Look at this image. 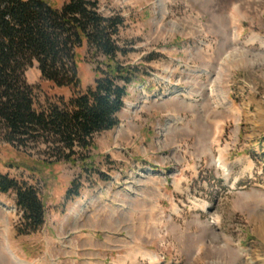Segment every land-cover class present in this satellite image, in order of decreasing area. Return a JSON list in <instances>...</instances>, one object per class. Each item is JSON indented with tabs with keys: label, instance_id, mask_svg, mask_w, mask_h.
Returning a JSON list of instances; mask_svg holds the SVG:
<instances>
[{
	"label": "rangeland",
	"instance_id": "1",
	"mask_svg": "<svg viewBox=\"0 0 264 264\" xmlns=\"http://www.w3.org/2000/svg\"><path fill=\"white\" fill-rule=\"evenodd\" d=\"M94 1L122 17L116 61L138 77L119 124L43 174L9 162L59 151L42 141L31 156L14 151L0 126V173L36 188L45 212L38 231L18 233L14 192L0 194V264H93L89 254L106 259L95 264H264V0ZM79 52L85 92L107 58ZM22 75L37 110L74 93L36 61Z\"/></svg>",
	"mask_w": 264,
	"mask_h": 264
},
{
	"label": "trees",
	"instance_id": "2",
	"mask_svg": "<svg viewBox=\"0 0 264 264\" xmlns=\"http://www.w3.org/2000/svg\"><path fill=\"white\" fill-rule=\"evenodd\" d=\"M123 19L106 17L94 0H68L54 6L48 0H0V126L6 145L31 156L29 144L42 141L59 151L56 159H36L32 166L9 162L30 172L62 161L76 162L94 147L95 133L119 124L127 85L138 77L137 68L116 61L122 52L115 42ZM92 46L106 57L95 69L94 83L85 92L81 84L79 49ZM39 64L43 79L74 91L61 107L37 110L33 90L25 85L23 71ZM122 83V84H121ZM85 168V165H83ZM67 190L78 195V188ZM14 192L22 212L18 233L38 231L45 222L44 204L36 188L0 173V194Z\"/></svg>",
	"mask_w": 264,
	"mask_h": 264
},
{
	"label": "bare ground",
	"instance_id": "3",
	"mask_svg": "<svg viewBox=\"0 0 264 264\" xmlns=\"http://www.w3.org/2000/svg\"><path fill=\"white\" fill-rule=\"evenodd\" d=\"M262 2V1H261ZM232 15L234 16V17H237V16H240L241 14L239 13V11H235V12H233L232 13ZM245 55V54H244ZM220 91V89H219V87H216V88H214V90L213 91ZM227 102H226V100H223L222 101V103L221 104H226ZM258 231H259V233L260 234H263V232H264V220H261V224L258 226ZM6 260V259H5Z\"/></svg>",
	"mask_w": 264,
	"mask_h": 264
},
{
	"label": "crops",
	"instance_id": "4",
	"mask_svg": "<svg viewBox=\"0 0 264 264\" xmlns=\"http://www.w3.org/2000/svg\"><path fill=\"white\" fill-rule=\"evenodd\" d=\"M95 240H99L98 238H96ZM89 251H91V252H93L94 250L91 248V249H89ZM89 257H87L88 258V260H85L83 257H81V261H84L85 260V262L86 261H90L89 263H93V264H95V262L96 261H101V259H103V261L105 262V258H102V257H100V256H97V255H95V254H89L88 255ZM105 259V260H104ZM80 261V262H81Z\"/></svg>",
	"mask_w": 264,
	"mask_h": 264
}]
</instances>
